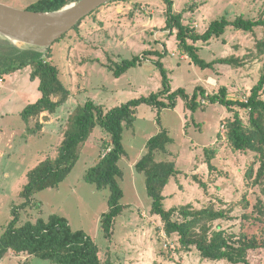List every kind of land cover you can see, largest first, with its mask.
I'll use <instances>...</instances> for the list:
<instances>
[{
  "label": "rangeland",
  "instance_id": "obj_1",
  "mask_svg": "<svg viewBox=\"0 0 264 264\" xmlns=\"http://www.w3.org/2000/svg\"><path fill=\"white\" fill-rule=\"evenodd\" d=\"M36 1L0 0L19 9ZM174 11L183 13L184 23L202 33L213 20L224 16L230 20L240 14L258 18L264 12V0H174ZM262 33V28L251 33L228 27L222 37L199 42L200 55L207 61L248 56L241 66L216 64L202 69L191 63L180 50L175 33L166 28L163 1L111 0L86 17L78 29H72L53 44V60L72 95L56 113L41 115L40 130L37 120L27 123L22 117L24 108L41 97L39 81L30 78L31 67L0 77V236L13 219V207L24 202L20 192L27 183L28 171L57 155L69 118L78 106L93 100L108 111L131 99L158 92L162 88V74L155 63L159 58L168 70L173 90L183 87L192 94L196 86L203 85L215 93L226 86L231 96L246 98L264 70V57H251ZM17 45L28 47L23 43ZM137 55L147 59L121 76L110 69ZM202 102L204 105L192 113L180 99L175 109L161 111V124L158 110L141 104L133 126H125L126 154L119 161L124 173L119 181L125 208L115 221L111 239L104 236L101 228V216L109 209L110 190H100L84 179L108 138L101 127L94 130L73 171L59 187L36 193L32 204L20 210L19 225L39 217L48 219L52 214L65 216L74 230L86 231L100 246L103 264H231L226 260L203 259L195 248H181L177 235L165 234L161 219L151 214L153 201L147 193L145 174L135 167L146 152L147 141L162 128L168 129L173 142L156 159L175 161L180 173L171 178L164 190L165 207L191 204L202 208L213 202L217 208H233V219L214 224L238 233L244 212L240 203L246 191L244 172L253 161V154L235 150L224 136L222 120L232 112L220 103ZM238 110L246 119L245 112ZM207 148L215 151L212 169L207 163ZM255 190L259 188L249 189L253 201ZM22 261L54 264L36 256L13 253L2 264ZM249 263L264 264V249L250 252Z\"/></svg>",
  "mask_w": 264,
  "mask_h": 264
},
{
  "label": "trees",
  "instance_id": "obj_2",
  "mask_svg": "<svg viewBox=\"0 0 264 264\" xmlns=\"http://www.w3.org/2000/svg\"><path fill=\"white\" fill-rule=\"evenodd\" d=\"M74 1L77 0H38L26 9L54 11ZM161 1L166 5V28L171 34L175 33L180 50L196 66L207 69L216 64L244 65V59L248 56L233 55L207 61L200 55L198 43H207L222 37L228 27L251 33L262 28V36L257 38L251 57H264V12L258 18L240 14L230 20L224 16L213 20L201 33L194 26L184 23L183 13L174 11V0ZM83 20L73 29H78ZM65 36L66 34L62 38ZM156 53L160 55V52ZM53 56V47L47 52L36 47L21 48L4 36L0 42V77L24 67H31V80L39 81L41 97L22 111V117L27 123L37 120L39 130L43 126V122L39 120L41 115L56 113L72 95L60 77V68L54 62ZM142 59L147 58L137 55L124 59L110 69L116 76H121L132 67L142 64ZM155 63L162 74V88L158 92L131 99L108 111L95 101L87 100L71 114L57 155L46 158L28 171L27 183L20 192L24 202L13 207V219L0 236V264L11 253L36 256L54 264H103L100 246L86 231L74 230L67 217L52 214L48 219L39 217L36 221L28 220L19 225L20 210L32 204L36 193L59 187L73 171L80 158L81 149L94 130L101 127L108 138L101 145V155L95 165L87 170L84 179L100 190H110L109 209L101 216V228L104 236L111 239L115 221L125 208L121 203L124 190L119 181L124 175L119 161L126 154L123 142L125 126H133L141 104L157 109L158 123L161 124V111L175 109L180 99H183L186 108L192 113L204 105L203 100L220 103L228 108L232 115L222 120L224 136L235 150L253 154V161L244 172L246 191L240 201L244 210L240 231L230 232L220 224H214L218 220L233 219V208H217L213 202L202 208H195L191 204L165 207L164 190L171 178L180 173L175 161L156 159V155L166 153L168 145L173 142L166 128H162L147 141L146 152L135 165L137 171L143 172L146 177L147 193L153 201L151 214L161 219L167 236L177 235L181 248L187 251L195 248L206 260L250 264V252L264 249V70L249 95L241 98L231 96L226 86H221L215 93L209 92L203 85L196 86L192 94L183 87L173 90L162 59L159 58ZM238 109L245 112L246 119ZM206 152L208 166L212 169L215 167L212 163L215 151L207 148ZM257 187L259 191L255 190L257 194L253 201L249 196V189ZM22 264H28V261H22Z\"/></svg>",
  "mask_w": 264,
  "mask_h": 264
},
{
  "label": "water",
  "instance_id": "obj_3",
  "mask_svg": "<svg viewBox=\"0 0 264 264\" xmlns=\"http://www.w3.org/2000/svg\"><path fill=\"white\" fill-rule=\"evenodd\" d=\"M111 0H77L54 11L19 9L0 2V35L15 45L36 47L42 52L53 46L81 20Z\"/></svg>",
  "mask_w": 264,
  "mask_h": 264
},
{
  "label": "crops",
  "instance_id": "obj_4",
  "mask_svg": "<svg viewBox=\"0 0 264 264\" xmlns=\"http://www.w3.org/2000/svg\"><path fill=\"white\" fill-rule=\"evenodd\" d=\"M207 88V87H206ZM207 89H209V88H207ZM209 91V90H208Z\"/></svg>",
  "mask_w": 264,
  "mask_h": 264
},
{
  "label": "built area",
  "instance_id": "obj_5",
  "mask_svg": "<svg viewBox=\"0 0 264 264\" xmlns=\"http://www.w3.org/2000/svg\"><path fill=\"white\" fill-rule=\"evenodd\" d=\"M225 129V128H224Z\"/></svg>",
  "mask_w": 264,
  "mask_h": 264
}]
</instances>
